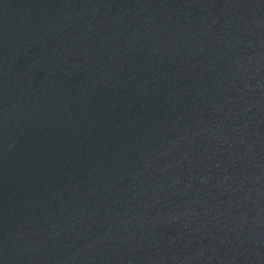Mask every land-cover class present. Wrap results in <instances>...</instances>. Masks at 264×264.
I'll return each instance as SVG.
<instances>
[{"label":"water","instance_id":"obj_1","mask_svg":"<svg viewBox=\"0 0 264 264\" xmlns=\"http://www.w3.org/2000/svg\"><path fill=\"white\" fill-rule=\"evenodd\" d=\"M0 264H264V0H0Z\"/></svg>","mask_w":264,"mask_h":264}]
</instances>
